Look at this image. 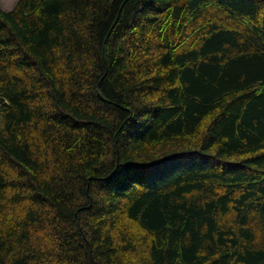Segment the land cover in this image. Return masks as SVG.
<instances>
[{
  "label": "trees",
  "instance_id": "1",
  "mask_svg": "<svg viewBox=\"0 0 264 264\" xmlns=\"http://www.w3.org/2000/svg\"><path fill=\"white\" fill-rule=\"evenodd\" d=\"M0 264H264V0L0 7Z\"/></svg>",
  "mask_w": 264,
  "mask_h": 264
},
{
  "label": "rangeland",
  "instance_id": "2",
  "mask_svg": "<svg viewBox=\"0 0 264 264\" xmlns=\"http://www.w3.org/2000/svg\"><path fill=\"white\" fill-rule=\"evenodd\" d=\"M16 2L17 0H1L0 7L5 11H9L13 8Z\"/></svg>",
  "mask_w": 264,
  "mask_h": 264
}]
</instances>
